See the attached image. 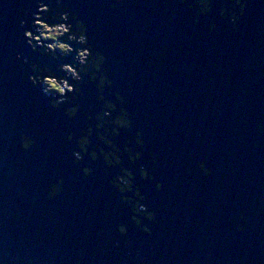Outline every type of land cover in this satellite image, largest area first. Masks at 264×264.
<instances>
[{
  "label": "water",
  "instance_id": "95a60500",
  "mask_svg": "<svg viewBox=\"0 0 264 264\" xmlns=\"http://www.w3.org/2000/svg\"><path fill=\"white\" fill-rule=\"evenodd\" d=\"M32 2L0 0L3 264H264V148H252L264 144V133L254 135L264 117V0H243L235 28L229 0H211L195 25L193 0H122L111 11L112 0H62L84 25L90 50L104 57L111 84L102 95L113 104L111 92L122 99L111 115L123 108L130 120V129L112 140L121 149L115 167H105L99 156L90 162L87 155L73 165L70 156L84 112L89 105V115L98 111L95 82L82 78L80 91L88 94L74 101L79 109L68 119L65 105L49 108L39 88L20 79L17 51L38 66H55L29 53L22 38L15 43L22 31L18 21L27 27L22 13ZM221 5L223 20L217 15ZM210 22L215 28L209 33ZM73 55L75 49L61 62L71 67ZM88 123L93 133L87 150L94 151L96 130L94 121ZM137 131L142 149L132 143ZM69 132L70 143L64 139ZM19 133L34 140L27 151L19 147ZM126 140L141 152L132 163L121 148ZM200 162L209 175L196 169ZM139 165L151 182L139 179ZM85 166L92 169L86 178L80 175ZM120 168L132 173V185L144 197L140 203L153 214L152 222L136 217L148 234L132 225L130 208L120 202L131 194H118L107 183ZM57 178L61 191L47 199ZM117 224L126 229L123 237Z\"/></svg>",
  "mask_w": 264,
  "mask_h": 264
},
{
  "label": "clouds",
  "instance_id": "9594fccd",
  "mask_svg": "<svg viewBox=\"0 0 264 264\" xmlns=\"http://www.w3.org/2000/svg\"><path fill=\"white\" fill-rule=\"evenodd\" d=\"M211 0H193L197 11L193 13L191 22L193 25L197 23L195 17L203 16L209 11V4ZM122 0H112L108 4L111 11L114 5L121 4ZM180 4H185V0H179ZM191 8V5H187ZM236 11L233 12L232 8ZM34 9V11H33ZM244 2L243 0H229V7L227 10L229 24L235 28L236 21L240 15L243 14ZM27 16V27H25V20L20 19L17 27L22 29L17 37L15 43L20 44L21 38L24 47L29 53H33L39 57H48L54 62V70L48 66L39 65L35 60H29L23 51L15 53V59L19 61L17 71L21 80L26 82L32 88H39V94L47 99L48 107L56 110L61 105H65L62 115L65 118L72 119L76 115L79 105L74 103L78 97L82 98L88 92H81L83 84L82 78L87 77L88 83L95 82L94 93L95 101L98 105V111L94 115H89L91 106L83 114L85 121L83 128L80 130L79 137L75 141V150L70 153L73 165L79 164L82 157L87 155L88 161L94 162L99 156L105 167H115L120 163V148H117L112 140L118 136L120 131H128L130 129V120L127 112L120 108L117 115H111L115 110V106L122 103L120 95L113 91L110 93L114 99L115 104L106 100L102 95L104 89L110 87L111 81L105 75V69L102 68L104 57L98 53L90 50L86 43V29L81 21L77 18L75 12L69 13L67 4L62 5V0H33L32 7L22 13ZM217 15L221 20L225 18V7L221 5L217 9ZM215 24L209 23L207 25L208 32H212ZM50 41V43H49ZM75 49V55L71 57L72 66L62 63L66 54H71ZM59 53V55H57ZM55 73H63V75H56ZM94 121L95 139L98 142L94 151H88L90 144L89 138L92 136L93 128L89 126L88 121ZM111 129V130H109ZM264 133V117L259 119L255 125L254 135L259 137ZM19 147L23 151L30 149L34 140L29 139L23 133L17 136ZM65 142H72L73 135L71 132L64 137ZM132 143L136 148H143V141L139 131L134 133ZM103 145V148L100 147ZM126 140L121 146L122 151L127 157L129 163L138 160L141 156L140 151H132L128 146ZM104 148L109 149L105 152ZM253 149L264 148V144L253 143ZM191 158V154H189ZM152 165L156 161L150 159ZM196 169L203 175H209L207 168L203 162L195 165ZM92 169L85 166L80 168V175L88 177ZM137 175L141 181L147 180L151 182L153 177L148 174L143 165H139L136 169ZM133 175L125 169L120 168L119 174L107 181L108 185L112 187L118 194L130 193L131 198L124 195L120 196V202L130 208L132 215L129 217L132 225L140 232L148 234L149 230L140 224V220L136 217L152 222L153 214L146 210L140 203L144 199L139 194V190L132 185ZM62 180L56 179L54 184L49 185L48 191L45 193L47 199L58 195L61 191ZM155 191H159L161 185L159 182L153 185ZM236 219L241 220L242 216L239 212L236 213ZM234 229L236 233H241L243 228L240 224H235ZM116 232L123 237L126 229L123 225H116ZM3 264V260H0Z\"/></svg>",
  "mask_w": 264,
  "mask_h": 264
},
{
  "label": "rangeland",
  "instance_id": "374dc122",
  "mask_svg": "<svg viewBox=\"0 0 264 264\" xmlns=\"http://www.w3.org/2000/svg\"><path fill=\"white\" fill-rule=\"evenodd\" d=\"M59 55V53H57Z\"/></svg>",
  "mask_w": 264,
  "mask_h": 264
}]
</instances>
